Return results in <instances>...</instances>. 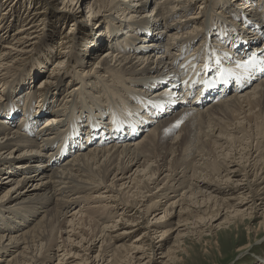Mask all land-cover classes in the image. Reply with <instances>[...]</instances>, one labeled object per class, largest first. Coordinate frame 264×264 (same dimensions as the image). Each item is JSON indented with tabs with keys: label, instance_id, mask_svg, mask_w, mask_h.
Here are the masks:
<instances>
[{
	"label": "bare ground",
	"instance_id": "obj_1",
	"mask_svg": "<svg viewBox=\"0 0 264 264\" xmlns=\"http://www.w3.org/2000/svg\"><path fill=\"white\" fill-rule=\"evenodd\" d=\"M38 1L72 21L36 84L40 68L21 66L46 36L44 10L23 11L11 33L16 18H0V264H167L172 232L201 236L205 226L218 246L225 231L264 217V70L247 61L264 69V0ZM101 9L103 29L76 36L84 10ZM41 51L36 63L54 58ZM203 80L208 88L196 86ZM208 140L221 162L200 155ZM130 209L144 219L146 251L141 238L117 244L138 229L111 234L137 226Z\"/></svg>",
	"mask_w": 264,
	"mask_h": 264
},
{
	"label": "rangeland",
	"instance_id": "obj_2",
	"mask_svg": "<svg viewBox=\"0 0 264 264\" xmlns=\"http://www.w3.org/2000/svg\"><path fill=\"white\" fill-rule=\"evenodd\" d=\"M37 1L38 0H31V1L30 0H17L16 5H10L8 7L7 3L3 4V0H0V18H1V16H3L4 18L9 17L10 19H11V16H14L16 18L14 20V27L10 31H8L9 29L7 30L9 33L14 31V29L19 26L18 17H21L23 11H25L26 9L28 10L31 7H37L39 9V11L44 10V13H45L44 19L45 20H44L43 26H44V32L46 31V36H44V39L41 40L40 44L35 47V52L32 55H30L28 58L27 57H26V59L24 58V61L22 63L24 65L21 66L22 68L25 67L24 69H27L30 66L40 68L38 70L41 73V75L37 79L36 84H38L43 79V77H45L50 72L53 63L55 61L59 60V58H57V56H56V54L61 50V46H59V40H60L59 38H61L60 35L62 33L67 32V28L70 27L69 24H71V21H72L71 19L65 20L64 16H62L61 13H59V11H57L55 8L47 7L45 4H42L40 1H38V2ZM156 1H158V0H156ZM59 7L60 6H58V8ZM149 9H150V7H147L143 11V14H149V12H148ZM196 9H197V7H195L191 11V13L195 12ZM87 12H88V10H84V15L82 14L83 15L82 18L85 19L83 22L84 25L83 24L79 25L78 30L76 31L77 33L74 32V34H76V36L82 37L85 40L86 39L88 40L91 37L92 32L98 31L97 29L99 26H101L99 29L102 30L104 27L103 26L104 23L109 21V17L105 16L104 9H101L99 12L95 11L93 15H89V14H87ZM202 13H203V11H202ZM3 14H7V15H3ZM1 24L2 23H0V27L2 26ZM218 24H220V22ZM226 28H229V27L227 26ZM45 49L49 50L50 53L52 54V56H54V58L45 64H42L41 62L39 64L36 63L38 60L39 51L42 50L41 52H43V50H45ZM80 49H81V45H77L76 48L74 49V53L79 54L80 51H82ZM106 50L107 49L100 50L97 54V58H100L101 56H103V54L106 52ZM66 74H67V72H65V73L63 72V74H61V78L63 77L62 78L63 84L67 82V78L65 77ZM263 78H261V80H263ZM164 85L165 84L161 85L158 89H161ZM196 86H199V88H201L200 84H197ZM252 87L253 86H251V88ZM243 89H245V87ZM229 92H231V91L228 90L227 93H225L223 95L226 96L229 94ZM213 93H216V92H213ZM220 99H221L220 101H222V98H220ZM151 102L158 103L157 101H151ZM211 102H213V101H210L207 103H211ZM217 102L219 103V101H217ZM18 106L20 107L21 105L18 104ZM179 108L180 107H177L174 111H177ZM160 111H162V110L160 109ZM161 113H163V111ZM211 114L217 115L218 113L216 111H213ZM167 115L163 116V114H161V118L167 117ZM147 119H153V118H147L146 117L145 120L147 121ZM43 121L44 120L42 119V121L38 122V124L35 125L34 129H36L37 127L39 128V125H41L43 123ZM177 121L180 123V127H179V129H180L184 122L181 123L180 120H177ZM14 122H17V119H15ZM150 122L151 121H149V123ZM207 123H205V126H204V120H203L202 125L204 128L207 126L206 125ZM153 124L150 123L146 129H143V127H141L143 129V131L141 133L138 132L139 136L140 135L144 136L147 133L146 131L149 129L150 126L154 127ZM203 127H201V129ZM59 129H61V128H59ZM179 129H178V131H179ZM142 136H141V138H142ZM141 138H140V140H141ZM126 142H128V141H126ZM209 143H210L209 140L205 142V144H204L205 151H203L202 153L200 152V155L201 156L203 155V159L206 160V162H208V161L209 162L210 161L211 162L212 161L221 162L222 161V155L221 154H223V152L217 148L213 149ZM225 145L226 144H224V146ZM253 145L255 146V143ZM225 147L227 149V147H229V145H227ZM229 149H230V147H229ZM73 152H75V150H73L72 153ZM204 152H205V154L207 153L208 155L204 156ZM238 153H240V146H239V144H236L235 147L230 152V155L232 156L231 158L238 159L239 158V155H237ZM66 157H69V156H66ZM66 157L63 158L62 161L64 159H66ZM59 162H61V161H59ZM235 178L236 177H234L233 179H235ZM240 178L241 177L239 176L238 179L240 180ZM186 183L187 182H184L183 184L186 185ZM182 191L183 190L179 191V193H181ZM1 192H2V190H0V193ZM231 192H232L231 196L232 195L234 196V194H235V196L237 195L236 191L231 190ZM229 196L230 195H228V197ZM173 200H177V199H173ZM173 200H171V201H173ZM138 201L136 200V203H138ZM170 202L168 204H170ZM162 204L164 206L166 203H162ZM139 210H142V209H139ZM174 210H176V215H177V213H178L177 210L179 211V208L178 209L176 208ZM135 212H136L135 209H133V211L130 209L126 218H127V220H129V222L133 221V224L131 223L132 225L136 224L137 226H131L130 223H129L130 226H128V227L125 225L119 226V224H118L117 231L114 233H111V234H112V236H115V235H118L119 232L123 233L125 231L126 232L130 231V229L132 231H133V229L134 230L138 229L137 233L135 232L133 234H130L129 236H125L124 238H121V240L119 239L117 241V244L118 245L121 244V245H124L127 247L130 246L129 244H133V243H134L133 245H135V244L138 245L139 243L136 241V239L141 238L142 239L141 244H143V249L146 251L148 248L147 246L151 242V239L146 238V236L144 235V232H145V230H144V225H145L144 219L138 220L139 214L135 213ZM92 216H95V218L93 220L97 219L96 214H94ZM151 219H152V217L150 216L149 220L151 221ZM176 219H177V217L173 218L174 223L176 222ZM262 220H264L263 216H259V217L256 216V219L252 220V221L245 219L241 223V225L238 224L237 229L232 230V228H231L230 229V230H232L231 233L225 231V233L223 234L224 237H223V235L218 237L219 238V239H217L218 240V246H216L217 243H214V239L210 240V238L206 236L207 231H206L205 226H202V227L200 226L201 229H197V231L200 230V232H203V233H201V236H199L197 233L195 234V231L190 230V229L188 230L189 233L184 232L182 228L178 230V231H181L180 235H184V237L181 236L182 238H179V237L177 238V236H176L177 232H172L170 239L167 240V242L164 244V248H163V251H167L169 249L172 253L171 254L172 261L168 262L167 264H264V229H262L261 227H258V224ZM93 222H95V221H93ZM93 222L91 223L92 224L91 228L94 227L93 225L95 223H93ZM153 222H154V220L152 221V223ZM215 223H217V222H215ZM161 228L162 229L158 230L159 233L168 230L169 226L162 225ZM192 232H194V233H192ZM86 233H88V232H86ZM113 234H115V235H113ZM52 236H56V230L55 229L52 233ZM58 236L59 237L62 236L63 238H65V235H63V234H61V235L59 234ZM99 236L100 235L98 234V238H99ZM175 236H176V239H175ZM166 237H168V235ZM58 240L61 241L62 239H58ZM154 241L155 240H153V242ZM154 244H156V243H154ZM248 244H249L248 248L243 253H240L239 251H237L238 249L245 247ZM99 245H100V243H98L96 245V247H97L96 251L98 250ZM72 252L77 253V250L75 251V249H74V250H72ZM80 255H81V253H80ZM156 256L159 257L160 255H156ZM145 261H147V259ZM145 261H143V263L146 264ZM151 264H152V262H151Z\"/></svg>",
	"mask_w": 264,
	"mask_h": 264
}]
</instances>
